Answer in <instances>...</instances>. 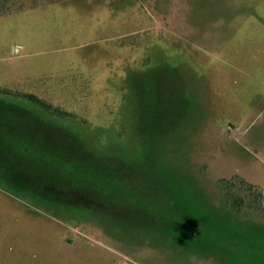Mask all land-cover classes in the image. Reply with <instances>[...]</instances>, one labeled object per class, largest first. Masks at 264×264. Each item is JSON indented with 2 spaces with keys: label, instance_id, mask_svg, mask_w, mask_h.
Returning <instances> with one entry per match:
<instances>
[{
  "label": "rangeland",
  "instance_id": "obj_1",
  "mask_svg": "<svg viewBox=\"0 0 264 264\" xmlns=\"http://www.w3.org/2000/svg\"><path fill=\"white\" fill-rule=\"evenodd\" d=\"M0 88V264H264V0H0Z\"/></svg>",
  "mask_w": 264,
  "mask_h": 264
},
{
  "label": "trees",
  "instance_id": "obj_2",
  "mask_svg": "<svg viewBox=\"0 0 264 264\" xmlns=\"http://www.w3.org/2000/svg\"><path fill=\"white\" fill-rule=\"evenodd\" d=\"M0 94H4L7 96L17 97L18 99H23L26 101H29L35 105H38L39 107L43 108L44 110L51 112L52 114H55L56 116H70L69 113L66 111H62L58 107H54L44 99L39 98L38 96H35L33 94H24V93H16L14 91H11L9 89L0 88ZM245 184V183H243ZM246 186V184H245ZM246 193L250 198H253V201H256L258 203L259 211H262L264 213V189L257 188L251 184H248L245 189ZM78 196V192H75ZM82 202H78V205H80ZM94 203V202H92ZM95 204V203H94ZM246 204V199L240 198L238 200H235L233 203V206L236 210V212H241L242 207ZM256 204V203H255Z\"/></svg>",
  "mask_w": 264,
  "mask_h": 264
}]
</instances>
